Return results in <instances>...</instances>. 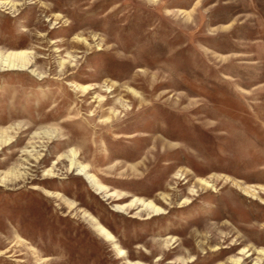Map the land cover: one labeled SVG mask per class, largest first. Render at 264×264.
I'll list each match as a JSON object with an SVG mask.
<instances>
[{
  "label": "rangeland",
  "instance_id": "374dc122",
  "mask_svg": "<svg viewBox=\"0 0 264 264\" xmlns=\"http://www.w3.org/2000/svg\"><path fill=\"white\" fill-rule=\"evenodd\" d=\"M12 51L0 264H264V0H0Z\"/></svg>",
  "mask_w": 264,
  "mask_h": 264
},
{
  "label": "bare ground",
  "instance_id": "6f19581e",
  "mask_svg": "<svg viewBox=\"0 0 264 264\" xmlns=\"http://www.w3.org/2000/svg\"><path fill=\"white\" fill-rule=\"evenodd\" d=\"M23 54L24 52H17L12 51L7 54H0V68L7 67L10 69H17V68H31V62L28 58H26ZM33 72L36 70L32 69ZM73 161L72 165L77 168L80 174L86 176L90 181L96 184L99 188H104L105 186L101 184L96 176L90 171L88 166L80 161H78V153L73 151Z\"/></svg>",
  "mask_w": 264,
  "mask_h": 264
}]
</instances>
